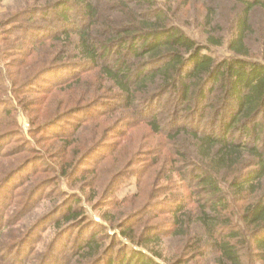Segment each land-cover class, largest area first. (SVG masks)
Here are the masks:
<instances>
[{"label":"trees","instance_id":"16d2710c","mask_svg":"<svg viewBox=\"0 0 264 264\" xmlns=\"http://www.w3.org/2000/svg\"><path fill=\"white\" fill-rule=\"evenodd\" d=\"M197 1L182 4L189 8ZM220 1L197 2L207 26L218 11L230 10L233 33L213 43L226 40L233 55L216 62L183 30L186 20L172 11L179 0H27L32 3L26 16L28 36L34 21L49 18L57 7L65 9L58 14L63 24L46 36L32 34L33 41L17 38V45L31 41L37 52L47 46L43 48L53 64L73 60L79 72L62 86H76L75 96L103 106V116L129 110L135 127L144 126L148 141L158 137L156 158L141 160L167 183L158 194L176 193L175 204L166 211L171 228L164 235L154 225L136 238L135 228L123 221L108 250H102L104 234H91L76 243L72 256L89 264L105 259L107 264H163L137 249L130 255L120 248L117 258L116 237L123 234L136 248L152 241L161 244L164 236L177 238L181 257L171 264L264 263V63L249 57L252 15L259 6L264 9V0H228L233 8ZM163 97L154 111L150 103ZM211 107L217 110V124L224 118L217 129L200 122ZM180 182L190 194L200 195L197 204L183 196ZM82 213L70 207L57 224L70 223L75 230ZM13 218L0 222V264H32V256H16L28 234L23 224L12 229ZM52 251L39 257L38 264H47Z\"/></svg>","mask_w":264,"mask_h":264},{"label":"rangeland","instance_id":"374dc122","mask_svg":"<svg viewBox=\"0 0 264 264\" xmlns=\"http://www.w3.org/2000/svg\"><path fill=\"white\" fill-rule=\"evenodd\" d=\"M182 1L175 3L177 8L172 11L183 15V30L204 48L203 54L216 62L231 58L226 40L221 45L213 43L233 33L230 10L218 11L214 23L207 26L205 12L200 15L204 8L197 5L203 0L189 8ZM231 2L221 0L219 4L233 8ZM31 4L27 0H0V222L14 214L12 229L23 224V232L28 234L27 243L16 256H32V264H38L39 257L44 259L53 250L47 264H89L78 255L72 256L76 243L91 234H104L102 250H108L121 231L119 222L134 227L136 238L142 229L154 225H159L157 230L164 235L171 228L165 218L175 204L176 193L158 194V188L167 183L141 162L156 158L158 137L148 141L144 126L135 127L129 110L103 116V106L91 105L92 99L85 100L80 94L75 96L76 86L75 90L62 86L75 77L79 67L72 65L73 60L71 65L49 62L51 57L43 48L47 46H39L37 52L31 41L32 34L46 36L59 29L63 21L58 14L65 9L57 7L48 12L49 18L35 20L28 36L26 16ZM19 10L23 12L17 13ZM21 15L24 17L18 21L16 16ZM252 25L249 57L264 63V9L260 6L253 12ZM22 36L31 41L24 40L25 46L19 47L17 38ZM165 99L150 103L154 111ZM200 122L217 129L224 125V118L217 124V110L211 107ZM187 187L180 182L183 196L197 204L200 195L190 194ZM149 203L152 206L146 205ZM70 207L83 212L75 230L69 229L70 223L57 224L69 214ZM142 209L146 211L142 213ZM116 238L119 244L110 254L117 258L120 248L130 255L134 249L140 250L163 264L175 263L181 257L177 238L164 236L161 244L152 241L137 248V243L123 234ZM152 250L163 257L159 259Z\"/></svg>","mask_w":264,"mask_h":264}]
</instances>
